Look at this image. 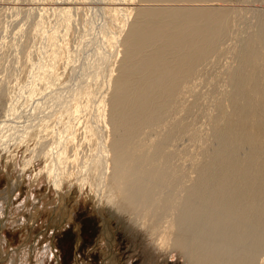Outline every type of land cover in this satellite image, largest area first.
<instances>
[{"label":"bare ground","instance_id":"bare-ground-1","mask_svg":"<svg viewBox=\"0 0 264 264\" xmlns=\"http://www.w3.org/2000/svg\"><path fill=\"white\" fill-rule=\"evenodd\" d=\"M76 1L78 7L82 4L83 7L89 6L90 11L94 8L92 12L89 11L92 14H95L93 11L96 7L100 9L99 5L102 3V0H75V3ZM109 1H113V5L120 3L123 12L120 14V26L125 34L121 43L119 42L121 50L117 48L121 54L118 50L120 57L115 55L118 59H114L115 67L106 68V65H101V70L95 75V80L108 77L111 84L108 96L97 100L101 114L93 121L96 128L93 127L94 131L91 132V145L98 148L99 155L106 153L109 157L107 159L105 156L107 160L102 164L97 159V168L103 173L107 171L104 177L106 183L99 184L100 178L104 176L102 173L95 179L93 176L96 174H90L92 178L88 183L92 189L96 188L97 198L102 197L99 201L105 203V207L101 205L110 214L119 218L128 215L133 225L138 221L145 236L157 235L154 249L158 252L165 253L168 248H174L182 252L188 260L187 264H253L254 258L262 251L264 253V12L258 16L254 32L240 40L236 49L237 64L227 71L228 89L219 93L220 97L215 99L217 114L214 112L215 116L209 121L214 144L209 149L203 146L205 150L201 151V159L197 157L200 161L194 166L196 176L193 180L186 178L187 182L191 181L186 184L183 179L188 177V173H184V169L182 173L181 167L173 163L174 152L169 151L167 146L188 130L189 123H185L184 116L192 113L195 103L188 107L185 105L182 118L170 116L171 123L166 122L168 126L164 133L154 131L158 128L162 130L166 125L163 124L166 116L168 118L173 110L177 111L182 105L178 100L186 93L189 81L200 66L212 56L222 54L221 45L229 35L232 24L231 1ZM63 15L61 24L65 22ZM128 18L130 22H127ZM67 22L69 24V19ZM35 29L39 34L45 35L38 26ZM63 29L65 31L67 27L64 26ZM61 34L63 35L62 32L56 34L59 35L58 39H61ZM107 34H104V39L109 45L115 39ZM18 37L16 36L19 42L16 40V43L20 46L21 37ZM16 38L10 39L13 41ZM14 43L15 41V47ZM23 57L25 65L28 63L25 53ZM17 60L21 67L22 63ZM48 60L50 57L44 59L46 63ZM7 62L11 64V61ZM19 67L17 72L21 69ZM14 69L12 67L11 70ZM6 72L3 74L5 78L12 75ZM9 83L8 80L6 85ZM0 85L5 87L1 82ZM105 110L106 116L103 113ZM41 122L43 125L47 121ZM47 126H42L39 133L46 131ZM104 129L107 130L103 133L105 135L102 134V131H106ZM147 130L154 132L156 137L150 140L148 147L143 139ZM194 133L197 132H193L192 136ZM88 168L91 172L94 171L92 166ZM92 181H95L96 187ZM111 203L113 205L109 207ZM9 204L12 210L14 202ZM4 205L6 208L8 206L7 203L0 204V212ZM161 221L165 222L162 226ZM47 252L48 250L45 254Z\"/></svg>","mask_w":264,"mask_h":264},{"label":"rangeland","instance_id":"rangeland-1","mask_svg":"<svg viewBox=\"0 0 264 264\" xmlns=\"http://www.w3.org/2000/svg\"><path fill=\"white\" fill-rule=\"evenodd\" d=\"M230 1L232 24L221 45L222 54L212 56L200 66L189 81L186 93L178 100L182 104L180 109L173 110L168 118L166 116L163 131L160 128L154 131L164 133L167 121L171 123L173 117L182 118L184 108L195 103L192 115L184 114L185 123H189L188 130L167 146L174 152L173 163L181 167L182 173L183 169L188 173V177L186 174L183 176L186 184L191 182L186 178L193 180L196 176L194 168L201 159L203 148H212L214 144L209 121L217 114L215 99L228 89L227 71L237 64L236 49L240 40L252 33L259 14L264 12V0ZM70 3L74 5L75 0H0V82L5 86L2 88L0 85V204H8L7 208L3 207L5 211L0 212V264H187L182 252L174 248H168L165 253L156 251L154 242L157 235L145 236L138 221L133 225L128 215L119 218L110 214L104 208L105 203L99 201L102 197L97 198L96 188L92 189L88 183L92 173L96 174L94 179L104 174H101L99 184L106 183L107 171L103 173L97 168V159L102 164L109 157L106 153L99 155L98 148L91 145V132L93 127L96 128L93 121L101 114L97 100L108 96L111 84L108 77L95 80V75L101 70V65L115 67L114 59L120 57L119 44L125 32L120 26V14H123L120 3L113 5V1L102 0L99 5L102 12L96 7L95 14L90 13L93 7L90 11L89 6L79 4L78 7V1L73 7ZM62 15L65 22L61 24ZM130 21L128 18L127 22ZM35 26L45 35L39 34ZM64 26L67 27L65 31ZM61 32L63 35L58 39L56 34ZM107 33L113 36L116 45L114 42L107 45L104 39ZM16 36L20 39V46L16 43ZM10 38L16 39L12 41ZM20 47H24L23 50ZM18 51L22 53L18 54ZM24 53L28 60L26 67L23 64ZM48 57L50 60L46 63L44 59ZM12 59L16 61H13L15 66H20L17 59L22 63L18 72ZM6 60L11 61V67ZM12 67L15 69L11 70ZM5 72L12 73L9 79L4 77ZM8 80L10 85H6ZM103 113L107 115L106 110ZM41 119L47 122L42 125ZM44 125L48 126L41 134L39 131ZM192 130L197 132L193 134L197 137L192 136ZM147 131L143 136L146 146L156 139L154 132ZM106 132L102 131V134ZM88 166H92L94 171L91 172ZM92 183L96 187L95 181ZM9 202H14L12 210ZM162 223L165 222L161 221L160 226ZM46 250L49 253L45 254ZM253 262L264 264L263 251Z\"/></svg>","mask_w":264,"mask_h":264}]
</instances>
